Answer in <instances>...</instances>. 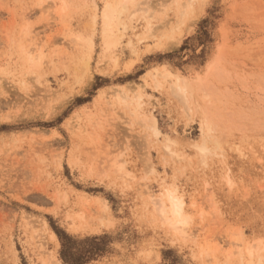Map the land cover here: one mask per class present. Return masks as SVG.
<instances>
[{
    "label": "rangeland",
    "instance_id": "374dc122",
    "mask_svg": "<svg viewBox=\"0 0 264 264\" xmlns=\"http://www.w3.org/2000/svg\"><path fill=\"white\" fill-rule=\"evenodd\" d=\"M55 230L264 264V0H0V264H63Z\"/></svg>",
    "mask_w": 264,
    "mask_h": 264
},
{
    "label": "trees",
    "instance_id": "16d2710c",
    "mask_svg": "<svg viewBox=\"0 0 264 264\" xmlns=\"http://www.w3.org/2000/svg\"><path fill=\"white\" fill-rule=\"evenodd\" d=\"M55 233L60 242L59 258L63 264H86L107 250L104 235L76 238L62 230H55Z\"/></svg>",
    "mask_w": 264,
    "mask_h": 264
},
{
    "label": "bare ground",
    "instance_id": "6f19581e",
    "mask_svg": "<svg viewBox=\"0 0 264 264\" xmlns=\"http://www.w3.org/2000/svg\"><path fill=\"white\" fill-rule=\"evenodd\" d=\"M112 44V41H111V39H110V37H109V39H107V40H105L104 41V47L105 48H109V46ZM208 63L206 64V68L208 67ZM214 65V64H213ZM173 94L176 96H178L179 98L178 99H181V100H183L184 98L182 97V95L179 93V90H178V88H176V89H173ZM176 96V97H177ZM181 100H180V102H181ZM146 117H144V118H142L143 119V121H145L144 119H145ZM146 120L148 121V126L146 127V128H148L149 130H150V132H151V134L153 135V136H158V134H159V130H158V128H157V126H156V120L154 119V117L153 116H147V118H146ZM146 121V122H147ZM142 122V121H141ZM144 124V123H143ZM142 124V125H143ZM200 151L204 154V153H206L207 152V148H205V147H201L200 148ZM169 199L171 200V214L173 215V216H176V217H178L179 215H180V211H181V207H182V202L178 199V198H173V197H171V196H169ZM99 202H101V206L99 205L98 206V209H100L101 208V212H102V210L103 211H106L107 209H108V206L106 205V203H105V200H103V199H100L99 200ZM98 202V203H99ZM100 207V208H99ZM184 222H182L181 220H179V219H177L176 220V222L173 224V227L174 228H178V227H180L181 225H184L183 224ZM181 224V225H180ZM180 225V226H179ZM49 235H50V238L51 239H53V241L55 242V244H56V246H58V240L56 239V236H55V234L54 233H52V232H50L49 233ZM55 264H61L58 260H56V263Z\"/></svg>",
    "mask_w": 264,
    "mask_h": 264
}]
</instances>
